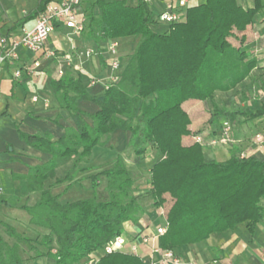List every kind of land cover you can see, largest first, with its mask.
I'll list each match as a JSON object with an SVG mask.
<instances>
[{
  "label": "trees",
  "instance_id": "trees-1",
  "mask_svg": "<svg viewBox=\"0 0 264 264\" xmlns=\"http://www.w3.org/2000/svg\"><path fill=\"white\" fill-rule=\"evenodd\" d=\"M48 1L40 0V10ZM94 5L100 13H87L83 35L98 46L117 39L120 50L130 48L128 64L101 98L91 93L81 73L70 72L68 66L52 80L53 93L70 114L80 117L81 125L66 126L58 139L49 132L21 133L31 146L52 155L30 167L28 192H40V197L33 205L21 206L30 224L44 231L41 238H32L0 220L14 240L8 242L0 231V264H27L29 250L53 264H84L96 251L102 254L97 264H145L131 251H104L123 234L125 222H135L144 213L142 196L136 193L144 187L137 185L120 152L111 165L91 175L96 186L100 176L106 178L103 194L93 191L92 196L60 200L77 172L62 176L60 166L74 156L76 162L89 158L112 134L128 139L136 156L144 157L139 159L142 166L148 151L161 154L151 165L148 185L156 206L172 199L167 231L160 237L163 249L198 243L243 223L253 233L264 217V144L252 143L244 157L234 146L225 161L207 159L206 147L183 141L200 134L190 129L191 118L183 104L210 101V124L216 128L224 119L264 117V102L257 110H230L214 101L216 92L236 89L259 67L253 53L235 46L229 36L236 29L245 30L258 14L264 15V0H254L250 8L240 0H205L186 7L181 20L166 23L165 30L156 28L161 22L145 0H138L136 6L125 0H94ZM79 100L93 102L96 110L85 111ZM63 184L67 187L55 193L54 188Z\"/></svg>",
  "mask_w": 264,
  "mask_h": 264
},
{
  "label": "crops",
  "instance_id": "crops-1",
  "mask_svg": "<svg viewBox=\"0 0 264 264\" xmlns=\"http://www.w3.org/2000/svg\"><path fill=\"white\" fill-rule=\"evenodd\" d=\"M125 1L130 6H136L138 3V0ZM204 1L189 0L188 6ZM167 2L168 0H155L149 3L155 19L165 9ZM240 2L245 8L254 6V0H240ZM79 7L86 16L91 11L95 14L100 13V9L94 5V0H85ZM39 10L40 0H0L1 31L12 35L16 34L21 27H34L36 17L43 9ZM59 25L61 27L55 28L46 42V47L55 48L61 53H74L72 65L68 66L69 71L74 74L81 73L82 80L89 85L91 93L101 98L106 87L122 75L129 57L120 50L118 56L120 67L114 68L107 53L108 42L98 46L93 39L75 33L70 26ZM156 28L165 30L167 24L158 23ZM256 31L261 34L258 35L260 39H264L262 35L264 15L258 14L255 21L242 32ZM87 49H98V53H92L90 57L81 56L80 53ZM18 53V59L0 64V218L6 219V222L15 228L16 224L26 222L34 229L37 227L30 224V216L21 206L33 205L39 199L40 192H28L26 175L30 167L45 163L52 155L31 146L21 133L44 135L49 132L53 139H58L64 135L66 126L79 128L81 119L75 114H70L53 93L52 80L60 77L57 61L47 58L42 53L27 52L23 48H19ZM253 55L258 59V65L263 66L264 60L259 59L258 53ZM36 60H39L41 65L33 76L23 75L20 78L15 76L17 69L32 65ZM91 76H95L98 80L95 85L90 84ZM194 102L196 101L189 100L183 104L191 118L192 132L196 125L192 116L193 111L188 107ZM78 103L85 111L96 110V106L91 101L79 100ZM198 128H201L199 133L203 136H205L203 131L208 129L210 134L206 137H213L218 132V127L210 123ZM234 134L237 138L239 137L237 127ZM192 136H185L183 141L187 144L192 143ZM234 146L240 148L238 144L209 147L206 157L225 161L231 157ZM160 157L161 154L157 150L148 151L145 158L146 166L151 168L152 163ZM148 176L150 179V170ZM65 186L67 187V184ZM136 193L144 199L143 196L147 190L142 188ZM169 207L170 205L156 206L151 196L150 201L147 200L144 204V213L138 220L124 223L123 250L139 255L145 264H158L161 253L154 252L153 249L156 246L161 248L162 246L160 237H156V232L159 226L166 224V213ZM144 237H152V240L145 243ZM134 246L135 251L132 250ZM174 251L181 258L182 264H264V217L257 223L253 233L243 223L233 229L214 232L201 242L178 246L174 248ZM101 255L98 251L94 253V256ZM43 262L41 261L40 264Z\"/></svg>",
  "mask_w": 264,
  "mask_h": 264
},
{
  "label": "rangeland",
  "instance_id": "rangeland-1",
  "mask_svg": "<svg viewBox=\"0 0 264 264\" xmlns=\"http://www.w3.org/2000/svg\"><path fill=\"white\" fill-rule=\"evenodd\" d=\"M81 35H83V33H81ZM258 35L261 34L257 31L254 33H247L237 30L234 31L231 36H229V39L235 46L251 51L252 53H258L259 59L264 60V39L261 40L260 36ZM262 35L264 36V32ZM133 44H135V42ZM121 50L122 53L130 54V48L129 50ZM214 101L219 107L230 110H245L247 108L252 110L260 109L264 102V65H259L258 68H255L251 75L246 78L242 84L238 85L236 89L225 92H216ZM188 109L193 111L192 116L195 120L196 126L194 127L193 132L198 131L197 129L200 130L201 128H198L199 126L205 127L208 123H210V118L213 113V106L210 101H196L192 106L188 107ZM233 124L234 128L237 127L238 135L241 137L237 138L235 136V138L239 141L236 144L240 145L241 151H246V149L253 142L254 134L257 131L264 129V117H259L254 120H245L244 117L238 116L237 120L233 121ZM203 132L205 136H209L210 134L208 129H205ZM110 137L108 138L109 140L106 141V144L95 148L89 158L76 162V157L74 156L73 159L65 161L60 166L59 174L62 176L67 172L77 171L75 182L70 186V188L62 193L63 195L60 198L61 201L65 202L81 197L92 196L93 191L103 194L104 187H106L107 184L106 178L100 176V181L96 186L93 183L94 181L91 175L96 174L111 165V163L116 158L117 152H120L126 158L129 168L137 177V185H142L144 190H147V193H145L143 196L144 199H142V202L145 204L147 200L150 201L151 195L148 185V174L150 168H148V166H142V160L144 157L138 158L136 156L132 150V147L128 146L127 138L122 140L121 136H116L114 134H112ZM192 141H194L193 138ZM75 162L76 165H74ZM65 185L66 184L55 187L54 192H62L66 187ZM137 191H139V189ZM171 202L172 199L168 197L166 206H169ZM0 220L2 222H6V219L3 220L0 218ZM21 221L23 220L21 219ZM15 226L18 231L32 238L37 236L38 238H41L44 231L41 228L33 229L31 226H28L26 222L16 224ZM0 231L8 242L13 243V238L7 234L6 227L2 223H0ZM34 255L35 253L31 250L25 254L27 258L31 257L26 260L27 264H40L41 261H44L42 264H53L47 257H34Z\"/></svg>",
  "mask_w": 264,
  "mask_h": 264
},
{
  "label": "built area",
  "instance_id": "built-area-1",
  "mask_svg": "<svg viewBox=\"0 0 264 264\" xmlns=\"http://www.w3.org/2000/svg\"><path fill=\"white\" fill-rule=\"evenodd\" d=\"M81 0H49L42 11L36 17L34 27H21L16 34L2 32L0 29V64L14 61L19 58L18 49L23 48L30 53H42L47 58H51L58 63V74L61 76L64 73L65 66H71L74 58V53L66 52L61 53L55 48H47L46 42L50 35L55 30L56 24H65L70 26L75 33L81 34L87 22L86 14L80 10L78 6ZM152 3L155 0H145ZM189 0H168L165 9L158 14L157 20L161 23L174 24L181 20L183 12L188 7ZM120 43L117 39L108 41L107 53L110 57L112 67H120L119 59ZM92 53H98V49H87L81 52L83 57H90ZM41 63L39 60L33 62L32 65L19 68L15 72L17 78L23 75L33 76L36 73ZM95 76L90 77V84L97 83ZM217 134L213 137H206L201 134L193 137L195 142L202 144L206 148H215L221 145H234L238 141L234 135V124L229 119H224L218 130ZM253 144H264V131H257L254 134ZM246 156V152H241V157ZM167 231V222L163 226L157 228L156 237H161ZM154 238V237H153ZM152 237H144L143 241L148 243ZM125 241L123 236L115 238L112 242L108 243L104 251L105 253H112L123 250ZM133 251L136 250L134 246ZM154 252L161 253V258L158 264H182L181 258L172 249H162L161 247H154ZM98 256L91 257L84 264H97L99 261Z\"/></svg>",
  "mask_w": 264,
  "mask_h": 264
}]
</instances>
